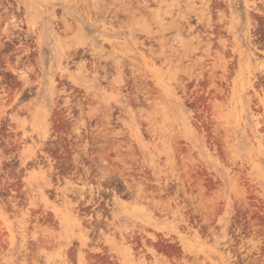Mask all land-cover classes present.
<instances>
[{"label": "rangeland", "instance_id": "374dc122", "mask_svg": "<svg viewBox=\"0 0 264 264\" xmlns=\"http://www.w3.org/2000/svg\"><path fill=\"white\" fill-rule=\"evenodd\" d=\"M0 264H264V0H0Z\"/></svg>", "mask_w": 264, "mask_h": 264}]
</instances>
